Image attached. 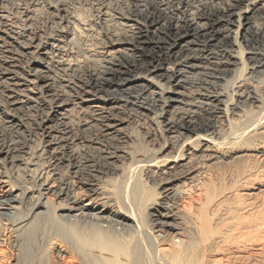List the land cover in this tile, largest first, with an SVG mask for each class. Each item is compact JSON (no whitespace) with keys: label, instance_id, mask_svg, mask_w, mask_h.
<instances>
[{"label":"bare ground","instance_id":"obj_1","mask_svg":"<svg viewBox=\"0 0 264 264\" xmlns=\"http://www.w3.org/2000/svg\"><path fill=\"white\" fill-rule=\"evenodd\" d=\"M0 192V264H264V0H0Z\"/></svg>","mask_w":264,"mask_h":264},{"label":"rangeland","instance_id":"obj_2","mask_svg":"<svg viewBox=\"0 0 264 264\" xmlns=\"http://www.w3.org/2000/svg\"><path fill=\"white\" fill-rule=\"evenodd\" d=\"M86 8V7H85ZM250 55H247V54H245V56L244 57H246V58H248ZM200 71H197V73H199ZM225 74H226V77H229L230 75H231V72H225ZM180 78H182V77H180ZM157 90V89H156ZM158 92H159V90H157ZM136 114V120L138 121V123L137 122H131V123H129L128 125H124V126H126V130H125V132H126V134H129V136L131 137V140H132V143L130 144V147H129V150L131 151V152H133V158L135 159L134 161H139V160H145V158H144V156L143 155H146V151L148 150L147 149V143L150 141V139H148V137H149V134H147V133H151L152 132V128L154 127V125H153V121H151V118H152V115H149V117L147 116V117H145V115H147V114H141V115H139L138 113H135ZM138 116V117H137ZM142 117V118H141ZM74 121L76 120V119H74V118H72ZM147 134V135H146ZM153 133H151V135H152ZM140 136V137H139ZM145 136L147 137V138H145ZM139 137V138H138ZM143 137V138H142ZM152 139V138H151ZM147 142V143H146ZM155 143V142H154ZM153 142L152 143H150V144H148V148H152V147H155V149L157 148V146H156V143L154 144ZM153 144V145H152ZM31 147H32V152H34L35 154H36V157H37V154H39V152H38V150H39V148H40V145H39V141L37 140V139H35V138H33V140L31 141ZM146 149V150H145ZM165 153H167V152H165ZM151 156H156L157 158H160V157H162V155H160L158 152L157 153H151L150 154ZM165 155V154H164ZM138 163L139 162H136V165H138ZM214 169V170H213ZM218 169H220V166H216V167H214V168H209V169H207L206 168V171L208 170V172H207V174L205 173L204 174V176H203V180H202V183H200L198 186L196 185V186H194V187H192V188H190V187H187V188H185V193L184 194H181V197H179L177 200H175V207H176V212L178 213V217L180 218L179 219V221H177V223H178V226H179V228L180 229H182V227H186V228H188V224H187V222H186V220H190V219H188V217L189 218H191V216H192V211L190 212L189 211V208H188V205L189 204H187L188 203V201L189 200H191V199H193V197H196V199L194 200L195 201V203H196V205L197 204H201V202H199L197 199H199L200 197H201V199L203 198V200L204 199H206L205 198V193H206V190H207V187L208 186H211L212 185V183L213 184H217V185H219L220 184V182L218 183V181L220 180V179H218V178H216V176H215V172H216V170H218ZM140 170H143V171H145V170H147V167H142ZM211 170H213V171H211ZM211 172H212V174H211ZM23 174V175H22ZM25 174V175H24ZM213 174H214V176H213ZM130 175H132V174H130L129 173V175H127V177H129V181H131L132 180V178H131V176ZM211 175H212V177H214L215 179H212V181H211ZM25 176H26V173L25 172H23L22 171V173H21V175H20V177H19V179L18 180H20V181H22V180H24V178H25ZM124 177V176H123ZM126 180H128V178L127 179H123V178H121L119 181H118V183H110L109 184V186L111 185V186H115V184H117L116 185V189H119V192L121 191H125V187H126ZM214 180V181H213ZM217 182V183H216ZM207 184V185H206ZM110 186V187H111ZM207 186V187H206ZM203 187V188H202ZM10 188V184L9 183H6V188H5V191H7L8 189ZM149 188V187H148ZM188 189H189V191H188ZM204 189V190H203ZM192 191V192H191ZM155 192H156V190H155ZM200 194V195H199ZM204 194V195H203ZM0 195H3V193L2 192H0ZM223 196H225V195H222V197ZM51 200H52V198H50ZM220 199V197H218V198H216V200H219ZM238 200V199H237ZM259 200H261V199H259ZM206 201V200H205ZM239 202L241 201V199L239 198V200H238ZM238 201H234L233 200V202H231L230 204V206L231 207H233V208H235V207H238V206H236L235 204H239L238 203ZM199 202V203H198ZM252 203L253 202V204H251L252 206L251 207H247V208H249V209H251L250 211H248L247 209H244L245 211H247V214L248 215H251V213L253 212V213H258V212H260L259 210H262V207L259 205L260 204V202L261 201H258V200H256L255 202H254V200L252 201V200H248L247 201V203H245V201L243 202L245 205L246 204H248V203ZM241 203H242V201H241ZM254 203H255V205H254ZM244 204H242V205H244ZM235 205V206H234ZM241 205V204H240ZM244 205V206H245ZM259 205V206H258ZM187 206V207H186ZM244 206H243V208H244ZM254 206H255V208H254ZM238 208H240V207H238ZM253 210V211H252ZM256 210H258V212L256 211ZM251 212V213H250ZM225 214V213H224ZM226 218V220H225V218ZM184 218V219H183ZM223 218H224V221H226V223H223V225H227V227H225L224 226V228L225 229H228V228H231V226H235L234 224H235V221L233 222L234 224L232 225V219H230V220H228V217L227 216H223ZM222 218V219H223ZM228 221V222H227ZM230 221V222H229ZM229 224H231V225H229ZM229 225V226H228ZM263 227H264V221H263ZM236 227H238V226H235V227H232L231 229H233V228H235V229H238V228H236ZM264 230V229H263ZM238 232V231H240L239 229L238 230H234L233 229V232ZM246 231V230H245ZM248 231V230H247ZM234 232V233H235ZM249 243V242H248ZM251 243V242H250ZM248 244V246L251 248V250L250 249H248L250 252L252 251V249H257V248H259L258 246H256V244H253V242L251 243V244ZM253 244V245H252ZM252 246V247H251ZM254 251V250H253ZM252 251V252H253ZM209 256V255H208ZM202 258V257H201ZM211 258H209L208 260H210ZM202 260H203V258H202ZM257 262V261H256ZM242 264H246V263H242Z\"/></svg>","mask_w":264,"mask_h":264}]
</instances>
